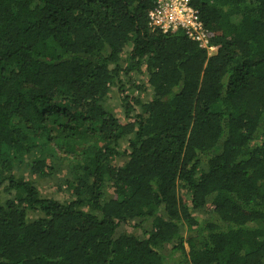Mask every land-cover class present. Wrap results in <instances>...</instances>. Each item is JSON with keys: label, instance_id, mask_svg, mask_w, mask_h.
Segmentation results:
<instances>
[{"label": "trees", "instance_id": "obj_1", "mask_svg": "<svg viewBox=\"0 0 264 264\" xmlns=\"http://www.w3.org/2000/svg\"><path fill=\"white\" fill-rule=\"evenodd\" d=\"M156 1L0 0V264H264V0Z\"/></svg>", "mask_w": 264, "mask_h": 264}, {"label": "built area", "instance_id": "obj_2", "mask_svg": "<svg viewBox=\"0 0 264 264\" xmlns=\"http://www.w3.org/2000/svg\"><path fill=\"white\" fill-rule=\"evenodd\" d=\"M190 0H157L155 7L148 13V23L162 33L183 30L197 42L200 48L213 52L208 46L207 32L199 20L198 12L191 7Z\"/></svg>", "mask_w": 264, "mask_h": 264}, {"label": "rangeland", "instance_id": "obj_3", "mask_svg": "<svg viewBox=\"0 0 264 264\" xmlns=\"http://www.w3.org/2000/svg\"><path fill=\"white\" fill-rule=\"evenodd\" d=\"M209 54H211V52H209ZM112 107H115L114 113L116 114L117 118L124 119V115L122 114L121 110L118 108V105H117V103L115 101H114V105ZM123 146H124V144H122V147ZM36 185L40 189V192H41L42 195H45V196H47L49 198L52 197V198H54L56 200L61 199V193H57L55 191V188L53 187V185H54L53 181H50V182H48V181H46V182H44V181H38ZM122 231H126L128 233H134L135 235L136 234L139 235L138 231H134L133 229H131L128 226H122V227H120L117 230V233H120ZM166 247H165L164 253L167 252V250H168V247L167 248ZM187 250H188V248L185 245V251L187 252Z\"/></svg>", "mask_w": 264, "mask_h": 264}]
</instances>
